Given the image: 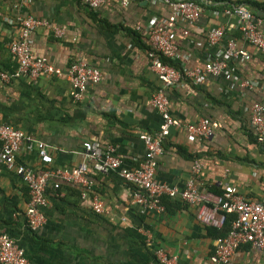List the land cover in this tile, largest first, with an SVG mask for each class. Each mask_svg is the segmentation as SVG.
Segmentation results:
<instances>
[{
	"label": "crops",
	"instance_id": "obj_1",
	"mask_svg": "<svg viewBox=\"0 0 264 264\" xmlns=\"http://www.w3.org/2000/svg\"><path fill=\"white\" fill-rule=\"evenodd\" d=\"M198 2L199 18L178 21L172 29L178 46L174 62L183 71L203 68L225 50L229 38L250 57L231 58L229 69L219 76L195 83L186 75L164 89L180 124L163 140L155 178L182 190L193 175L194 161L200 160L196 181L203 190L214 193L230 184L245 198L264 203V144L251 122L253 104L264 103V51L240 37L237 17L224 14L219 1ZM90 9L82 0H0V70L17 67L8 44L18 27L8 19L31 15L62 29L60 35L53 27L34 30L35 56L46 57L64 72L71 62L84 60L102 73L100 82L89 85L78 101L64 75L0 80V123L22 130L32 141L25 140L18 149L19 164L43 167L36 144L41 141L49 145L52 156L44 167L71 171L83 160V142L98 141L113 146L124 166L137 167L147 154L142 135L161 126L151 97L164 87L151 67L146 29L165 19L170 7L163 0H130L128 5L105 0L97 10ZM92 13L122 29H101ZM259 19L264 30V13ZM218 26L225 28V40L211 44L208 32ZM127 29L140 34L150 50L140 47ZM201 118L217 124L210 138L186 130V124ZM88 176V198L82 197L79 184L50 179L46 222L33 233L25 218L28 188L0 162V231L24 248L30 264H158L159 248L176 256L178 264H208L217 241L197 220L194 206L177 195L168 201L170 213L141 212L132 203L133 187L118 172L98 173L89 167ZM56 182L58 189L52 187ZM92 195L103 201L107 214L93 210ZM228 264H264V249L242 245Z\"/></svg>",
	"mask_w": 264,
	"mask_h": 264
},
{
	"label": "built area",
	"instance_id": "obj_2",
	"mask_svg": "<svg viewBox=\"0 0 264 264\" xmlns=\"http://www.w3.org/2000/svg\"><path fill=\"white\" fill-rule=\"evenodd\" d=\"M128 5L130 0H119ZM169 7V15L159 23L155 21L147 26L146 32L151 43L149 56L151 67L161 80L163 87L153 93L151 104L161 114L162 123L158 131L153 134H144L142 138L147 147V154L137 167H126L123 160L116 154L111 145L103 146L98 141L83 142V160L71 171L46 168L52 162L49 145L38 141L37 148L43 167L33 168L16 162V153L25 140L32 142L22 130L0 123V162L4 167L15 172L28 188L29 201L25 210L27 226L36 231L46 222L44 208L48 205V187L52 177L64 179L82 188V197L88 198L92 181L88 176L91 167L98 173L118 172L119 176L133 187L132 203L137 205L141 212L166 211L161 202L163 196H180L182 201L195 207L197 220L205 225L222 228L228 214H234L231 229L228 234L216 239L215 251L209 257L208 264H228L232 255L242 245H250L264 249V203L245 198L238 193L235 186L225 185L222 194H215L203 190L196 181L201 172L200 160H195L193 175L187 181L185 188L179 190L167 183L158 182L155 178L157 157L163 152V140L169 134L170 128L179 125V121L171 113L170 99L164 89L175 86L182 78V72L175 66L165 63L163 58L177 60L178 46L172 37V29L178 21L194 22L202 12L198 0H163ZM209 2V0H202ZM89 8L97 10L105 0H82ZM226 15H235L238 19L237 28L240 37L253 47L264 51V30L260 29L259 18L243 4L225 6ZM8 22L18 27V33L9 44L8 49L15 57L17 67L14 71L0 70V80L10 83L19 77L37 80L40 77L66 76L71 84V96L75 100H82L85 91L91 84H97L102 78L101 71L90 66L84 60L73 61L67 71L56 67L44 56H35L31 49V34L39 27L52 28L55 34L60 35L62 29L54 27L43 18L36 16L18 15L8 19ZM225 40V28L218 26L209 30L208 41L219 44ZM226 48L222 53L204 64L203 68L186 69L185 74L195 83H200L206 76H219L229 69L231 58H249L247 50L239 48L235 39H226ZM183 70V69H182ZM247 83V82H246ZM249 85V84H248ZM251 122L255 127L257 140L264 144V103H254L251 108ZM217 124L208 118H201L194 124H186V130L199 138H210ZM60 184L53 183L58 189ZM91 206L96 213L107 214L103 201L92 195ZM158 264H178L173 256L159 248L155 252ZM0 264H30L24 248L8 233L0 232Z\"/></svg>",
	"mask_w": 264,
	"mask_h": 264
},
{
	"label": "trees",
	"instance_id": "obj_3",
	"mask_svg": "<svg viewBox=\"0 0 264 264\" xmlns=\"http://www.w3.org/2000/svg\"><path fill=\"white\" fill-rule=\"evenodd\" d=\"M217 1H219V3H220L219 5L222 6V8H224L225 6H231V5H234L237 3H239V4L243 3L248 7V9L254 14V16L256 18L260 17V13H264V0H236V2H233L232 0H217ZM90 10L92 11V9H90ZM92 18L98 24V26L101 29H107V30H112V31H117L119 28L122 29V27L119 25L109 24L105 19L99 18L96 13H92ZM127 31L131 35H133V37L137 40V44L140 47H143V48L146 47L148 50H150V47L147 46V44H145L142 41L144 39L140 34L134 32V31L128 30V29H127ZM163 61L165 63H169V64L175 66L176 68L180 69L182 72V76L183 77L186 76L185 72L182 70V67L180 66L179 63L168 60L166 58H163ZM223 191H224V189L223 190H215L214 193L215 194H222ZM169 200H170V197L166 196V195L161 198V202L164 204L166 211L170 213V212H172V210H171L170 206L168 205ZM234 218H235L234 214H228L227 220L225 221L222 228L205 226L207 229V235L209 237H213L215 239H221V238L225 237L228 234L229 230L231 229L232 221L234 220ZM32 232L35 233L34 231H32Z\"/></svg>",
	"mask_w": 264,
	"mask_h": 264
}]
</instances>
